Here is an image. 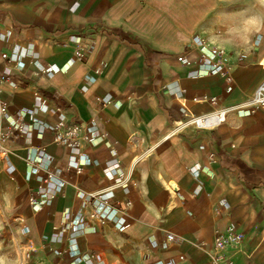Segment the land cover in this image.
Listing matches in <instances>:
<instances>
[{"label":"crops","instance_id":"obj_1","mask_svg":"<svg viewBox=\"0 0 264 264\" xmlns=\"http://www.w3.org/2000/svg\"><path fill=\"white\" fill-rule=\"evenodd\" d=\"M142 2L0 0L10 105L0 130L26 125L0 165V209L39 264H212L219 235L230 240L224 261L264 264V110H242L264 81V46L244 62L226 49L224 74L181 63L188 36L149 34ZM108 94L118 104L105 109L90 146L76 154L54 143L48 124L61 114L87 122ZM210 98L226 123L196 130L189 118L212 111ZM89 194L109 198L104 211L130 202L127 228L84 220L61 234L66 214L85 219L99 208Z\"/></svg>","mask_w":264,"mask_h":264},{"label":"built area","instance_id":"obj_2","mask_svg":"<svg viewBox=\"0 0 264 264\" xmlns=\"http://www.w3.org/2000/svg\"><path fill=\"white\" fill-rule=\"evenodd\" d=\"M6 57V55L2 56L3 59ZM229 59L230 53L225 48L216 45L211 46L206 39L200 35L192 37L186 44L185 53L178 57V60L181 63H202L209 67L212 72L219 74H224L230 69ZM237 59L238 62H244L246 56L241 52V54L237 56ZM51 74L52 69L48 68L43 71L42 76H51ZM2 80L4 82H10L9 78L6 77H3ZM1 84L2 81L0 80V116L6 117L9 114L10 105L9 102L3 98ZM193 100L197 102L201 99L194 98ZM204 100L207 99L204 98ZM209 101L213 106L212 111L200 115H191L189 118V123L192 124L196 130H214L226 123L227 110L218 106L216 98H210ZM95 102L100 107V112L87 122H74L68 119L65 114H61L55 123L47 125V129L53 134V140L57 146L72 150L78 154L84 146H90L92 144L95 125L104 120L105 109L118 104L115 96L111 94L104 97H96ZM259 108L264 110V81L260 83L252 99L242 110L248 111L249 113H255ZM25 128V123L22 120H18L9 128L0 130V165L3 164L9 156L7 143L12 139V134L16 130H24ZM106 137L109 138L108 135H106ZM135 139L136 138H133V140ZM76 172L77 174H80L82 170L76 168ZM53 176V172H48L46 181L52 179ZM136 187L137 185L135 183L131 186L132 190L136 189ZM93 200H97L100 206L89 212L85 219L81 218L72 220L70 214H66L67 222L61 227V234L77 232L82 226L84 220L89 223H99L101 225L111 221H117L116 226L120 231L127 228L128 224L123 218V215L126 214L127 207L131 204L130 202L126 203L125 208H109L104 211L103 208L107 206L109 198L106 196L89 194L87 202L89 203ZM232 239L233 242H241L243 240V235L235 232ZM228 243H230V240L227 238L221 235L216 236L214 241L215 255L212 259V264H231L229 261H224V256L221 254L222 250ZM77 255L76 252H71L72 257H77Z\"/></svg>","mask_w":264,"mask_h":264},{"label":"rangeland","instance_id":"obj_3","mask_svg":"<svg viewBox=\"0 0 264 264\" xmlns=\"http://www.w3.org/2000/svg\"><path fill=\"white\" fill-rule=\"evenodd\" d=\"M144 29L160 38L209 44L244 54L264 46V0H143ZM0 209V264H39L19 242Z\"/></svg>","mask_w":264,"mask_h":264}]
</instances>
